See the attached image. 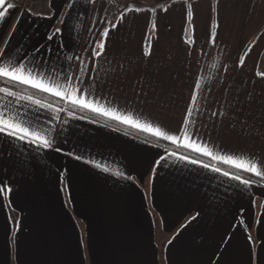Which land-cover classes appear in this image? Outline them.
I'll return each mask as SVG.
<instances>
[{
  "label": "crops",
  "instance_id": "1",
  "mask_svg": "<svg viewBox=\"0 0 264 264\" xmlns=\"http://www.w3.org/2000/svg\"><path fill=\"white\" fill-rule=\"evenodd\" d=\"M153 1L0 5V65L19 61L69 95L181 141L0 84L15 94L0 92V111L62 149L0 145V264H253L254 251L264 264V179L205 156L259 180L232 179L130 131L186 148V127L217 155L264 165V0Z\"/></svg>",
  "mask_w": 264,
  "mask_h": 264
},
{
  "label": "snow or ice",
  "instance_id": "2",
  "mask_svg": "<svg viewBox=\"0 0 264 264\" xmlns=\"http://www.w3.org/2000/svg\"><path fill=\"white\" fill-rule=\"evenodd\" d=\"M5 3V0H0V5H3ZM13 4L9 3L8 8H12ZM69 7H72L71 4H69ZM7 9L4 11H0V17H4L6 14ZM115 27V26H113ZM61 29L57 28L51 35L48 36L49 40H52L55 38L56 35L60 33ZM103 35L107 37L109 35V31L105 30ZM214 42V38H213ZM105 48V45L101 43L97 50L93 51L94 56H99L103 53ZM2 51V49H0ZM39 51V49H37ZM146 56L151 55L150 52L145 53ZM17 64L19 66H16L14 64H4L0 65V78L4 79L10 84L16 83V84H24L28 85L32 88L38 89L42 92L50 93L55 96H58L62 99L67 98L69 102L74 107H79L82 110H90L94 113H97L99 115H103L105 117L115 119L119 123H124L128 125L135 126L139 128L140 130L150 132L154 135H156L158 138H162L164 140H168L174 144L180 145L181 141L179 137L174 135H169L164 131H161L160 129H153L150 125L146 124H140L138 122H134L133 119L130 116L127 115H121L117 114L115 110H109L104 107L98 106L97 104H94L92 101L87 100L83 96H79L75 93L69 95V93L65 90H62V88L58 85H53L51 83H45L42 79H37L36 77L39 76V73H36L33 75L32 69H30L26 64H23L19 61H17ZM83 71V67L80 69ZM258 75H260L258 73ZM68 79L67 77L65 78ZM73 79H78V77H73ZM197 88H199V84L197 83ZM0 92L5 93L7 96H14L15 94L11 91H8L7 88L0 89ZM30 99V98H29ZM196 99L195 95L193 96V101ZM191 113L192 108L190 107L188 110V113L186 115L185 119V125L191 122ZM212 115H217V113H212ZM183 135H184V143L182 146L189 148L193 151H196L197 153L209 156L214 160L229 164L231 166H235L239 169H243L244 171L254 173L255 175L259 176L261 179H264V165L261 167H257V163H248L244 162L238 158L232 157V156H223V155H217L212 150L209 149L206 145H199L195 143L191 137L194 135V133L189 134L187 131V128L184 127L181 129ZM19 141L21 143H27L30 145H33L37 149H44V150H50L53 149L57 152H61L62 149L55 147L54 148V142L53 139L47 136L46 134H41L40 131L35 130L31 128L30 126L26 125L23 121L19 120L15 117H9L5 111H0V145L7 143L11 145V142ZM75 159H80L79 156H75ZM163 159V158H161ZM179 159L181 160H187L191 164H198L199 161L196 159H190L188 157L180 156ZM159 163V161H157ZM202 167L209 168L208 164H203ZM211 171L213 172H221V169L218 167H212ZM222 175L225 177L229 176V172L224 171L222 172ZM232 179L239 180V176H233ZM244 184H248V181H241ZM249 240L251 241V237H249ZM255 258L256 253L254 251L253 253V264H255Z\"/></svg>",
  "mask_w": 264,
  "mask_h": 264
},
{
  "label": "trees",
  "instance_id": "3",
  "mask_svg": "<svg viewBox=\"0 0 264 264\" xmlns=\"http://www.w3.org/2000/svg\"><path fill=\"white\" fill-rule=\"evenodd\" d=\"M108 1L110 2V4H111L112 7H113V6H114V7L116 6L114 0H108ZM165 1H168V0H154V1L152 2L151 6H152V5H156V4L163 3V2H165ZM131 3H132V4H136V5H140V6H142V7H146V4L143 3V2H140V1H133V2H131ZM127 8H128V6L123 7L121 10H119V12H122V11L126 10ZM258 72H259L260 74H262V73L264 74V61H263V60H262L260 66H259V68H258ZM0 84L4 85V86H6V87L12 88V89H14V90H19V91H28V90H29L30 92L33 91V90H31V89H26V88H24V86H22V85H20V84H16V83L10 84V83H8L7 81H5L4 79H1V78H0ZM80 112H81V113H86V112L83 111V110H81ZM89 114H90V113H88V115H89ZM91 115H92V114H91ZM122 128L125 129L124 127H122ZM130 131L134 132V134H136V135H139V136H141V137L147 138V139L152 140V141H154V142H162V143H164V144H161V145H164V147H166V148H168V149H170V150H172V151H175V152H178V153L184 154V155H186V156H189V157H192V158L198 159V160H200V161H204V162H206V163L212 164V165H214V166H216V167H218V168H220V169H224V170H227V171H229V172H232V173H234V174H236V175H238V176H240V177H242V178H246V179H248V180H256V181L259 180L258 178L254 177L253 175H251V174H249V173H247V172H244V171H241V170H237V169H235V168H232V167H230V166H228V165H225V164H222V163H220V162H214V161H212L211 159H209V158H207V157H205V156H202V155L197 154V153H195V152H191V151H189L188 149L183 148V147H181V146H173L172 144H170V143H168V142H167V143H166V142H163V140H161V139L154 138V137H152V136H149V135L144 134V133L139 132V131H135V130H133V129L130 130ZM257 179H258V180H257ZM155 223L157 224V219H155ZM158 248H159L160 260H161V259H162V254H163V244L158 243Z\"/></svg>",
  "mask_w": 264,
  "mask_h": 264
},
{
  "label": "built area",
  "instance_id": "4",
  "mask_svg": "<svg viewBox=\"0 0 264 264\" xmlns=\"http://www.w3.org/2000/svg\"><path fill=\"white\" fill-rule=\"evenodd\" d=\"M18 3L22 5V6H20L22 8H25V9L30 10V11L33 9L34 2H32V1H30V2L25 1L23 3V0H20Z\"/></svg>",
  "mask_w": 264,
  "mask_h": 264
},
{
  "label": "rangeland",
  "instance_id": "5",
  "mask_svg": "<svg viewBox=\"0 0 264 264\" xmlns=\"http://www.w3.org/2000/svg\"><path fill=\"white\" fill-rule=\"evenodd\" d=\"M10 1L12 2V4H14V5H16V6H22L21 4L18 3L20 0H10ZM25 1H27V2L32 1V2L35 3V0H23V3H24Z\"/></svg>",
  "mask_w": 264,
  "mask_h": 264
}]
</instances>
